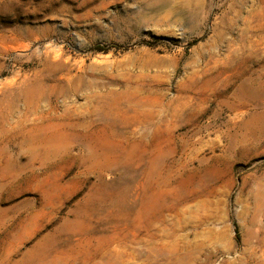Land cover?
Segmentation results:
<instances>
[{
    "label": "rangeland",
    "instance_id": "374dc122",
    "mask_svg": "<svg viewBox=\"0 0 264 264\" xmlns=\"http://www.w3.org/2000/svg\"><path fill=\"white\" fill-rule=\"evenodd\" d=\"M0 264H264V0H0Z\"/></svg>",
    "mask_w": 264,
    "mask_h": 264
},
{
    "label": "trees",
    "instance_id": "16d2710c",
    "mask_svg": "<svg viewBox=\"0 0 264 264\" xmlns=\"http://www.w3.org/2000/svg\"><path fill=\"white\" fill-rule=\"evenodd\" d=\"M108 50H110V48H108V49H104V48H102V47H96V48L94 49V51H96V52H107Z\"/></svg>",
    "mask_w": 264,
    "mask_h": 264
}]
</instances>
